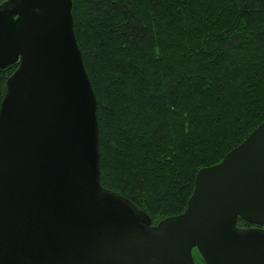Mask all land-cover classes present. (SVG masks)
<instances>
[{
  "label": "water",
  "instance_id": "obj_1",
  "mask_svg": "<svg viewBox=\"0 0 264 264\" xmlns=\"http://www.w3.org/2000/svg\"><path fill=\"white\" fill-rule=\"evenodd\" d=\"M73 0L0 4V264H264V121L157 225L100 177ZM239 218L257 226L241 229Z\"/></svg>",
  "mask_w": 264,
  "mask_h": 264
},
{
  "label": "trees",
  "instance_id": "obj_2",
  "mask_svg": "<svg viewBox=\"0 0 264 264\" xmlns=\"http://www.w3.org/2000/svg\"><path fill=\"white\" fill-rule=\"evenodd\" d=\"M72 13L103 187L154 225L184 213L198 171L264 121V0H73ZM17 66L0 68V109Z\"/></svg>",
  "mask_w": 264,
  "mask_h": 264
}]
</instances>
